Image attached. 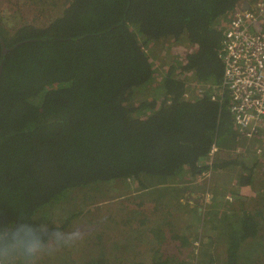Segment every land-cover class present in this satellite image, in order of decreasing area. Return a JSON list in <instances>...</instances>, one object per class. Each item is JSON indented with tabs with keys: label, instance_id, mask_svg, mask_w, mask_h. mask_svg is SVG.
Instances as JSON below:
<instances>
[{
	"label": "trees",
	"instance_id": "obj_1",
	"mask_svg": "<svg viewBox=\"0 0 264 264\" xmlns=\"http://www.w3.org/2000/svg\"><path fill=\"white\" fill-rule=\"evenodd\" d=\"M242 1L71 0L48 25H23L11 36L0 20L5 44L14 47L3 57L0 40V215L8 224L27 218L67 230L116 182L158 190V206L170 191L184 198L177 189L209 168L212 146L237 143L227 92L220 101L212 97L222 87L224 31ZM173 39L194 49L184 64L166 63L158 74L164 64L157 49ZM263 159L249 166L242 155L217 157L214 167H238L237 195L256 184ZM260 181L255 211L231 207L234 214L221 219L230 229L228 264H242V243L264 230ZM142 215H132L140 228L149 223ZM104 255L85 264H103ZM156 255L130 264H185Z\"/></svg>",
	"mask_w": 264,
	"mask_h": 264
},
{
	"label": "rangeland",
	"instance_id": "obj_2",
	"mask_svg": "<svg viewBox=\"0 0 264 264\" xmlns=\"http://www.w3.org/2000/svg\"><path fill=\"white\" fill-rule=\"evenodd\" d=\"M69 1L0 0V20L6 31L4 33L11 36L15 28L28 24L46 26L62 15ZM179 44L173 39L164 49H157L159 55L150 52L160 56L158 63L164 64V67L158 68V74H165L166 63L167 68L170 64L178 67L181 61L184 64L187 52L194 49L191 44ZM149 92H154L153 88ZM152 98L150 95L149 101ZM259 153L251 151L249 155L240 154L242 158L246 157V165L253 166V160L259 157L256 155ZM257 163L256 184L240 188L237 195L238 167L235 168L236 173L213 168L211 172H200L196 181L188 186H185V182L183 186L176 185L180 187L178 193H184V198L177 199L176 191H170L159 206L154 199L158 190L152 193L137 191L139 187L134 181L111 183L107 198H101L99 204L88 207V213L80 215L67 230H63L77 231V242L72 247L42 257L38 264H85L99 258L101 253H105L106 261L103 264H130L136 259L150 262L156 253V256L160 254L163 258L175 257L185 264H228L230 229L221 219L234 214L231 213V207L238 214L244 210L255 211L256 201L253 198L256 195L253 191L262 187L260 180L264 178V159ZM160 192H165V189H160ZM223 192L225 196L220 199V193ZM215 202L218 203L214 205ZM222 202L226 206L222 204L219 208ZM135 210L143 211L149 219L146 227L140 228L134 220L132 215ZM55 213L62 215L60 210H55ZM169 223L172 228L167 226ZM219 225L226 232L223 236ZM153 231L161 232L164 241H160ZM100 234L101 238L98 239ZM174 235H178L179 239ZM238 254L242 264H264V230L258 238L244 241Z\"/></svg>",
	"mask_w": 264,
	"mask_h": 264
},
{
	"label": "built area",
	"instance_id": "obj_3",
	"mask_svg": "<svg viewBox=\"0 0 264 264\" xmlns=\"http://www.w3.org/2000/svg\"><path fill=\"white\" fill-rule=\"evenodd\" d=\"M224 35L222 87L212 98L219 101L228 93L235 130L259 153L264 149V0L247 10L239 7ZM217 151L213 145L211 154Z\"/></svg>",
	"mask_w": 264,
	"mask_h": 264
},
{
	"label": "clouds",
	"instance_id": "obj_4",
	"mask_svg": "<svg viewBox=\"0 0 264 264\" xmlns=\"http://www.w3.org/2000/svg\"><path fill=\"white\" fill-rule=\"evenodd\" d=\"M244 1L240 3V8ZM255 1L248 2L251 6ZM236 134L237 143L232 149H222L216 143L214 144L218 151L214 154L210 151L207 156L205 164L209 166L208 171L215 169L214 161L216 162L217 157L237 156V154L241 155L240 153L249 155L251 151L257 153L251 149L253 145L240 137L237 131ZM239 147H242L241 151L237 150ZM263 154L264 149L256 155L260 157ZM78 238L77 231H62L47 224L34 223L27 218H21L15 224L9 225L7 219L0 215V264H38L42 257L53 255L63 248L72 247Z\"/></svg>",
	"mask_w": 264,
	"mask_h": 264
},
{
	"label": "water",
	"instance_id": "obj_5",
	"mask_svg": "<svg viewBox=\"0 0 264 264\" xmlns=\"http://www.w3.org/2000/svg\"><path fill=\"white\" fill-rule=\"evenodd\" d=\"M249 7H250L249 2L245 0V1L243 2L242 6H241V9H242V10H245V9H247V8H249ZM0 40H1V42H2V56L4 57V56L7 55V53H9V51H10L11 49H13L14 47H11V48L7 47V45L5 44V42H4L3 37H2L1 34H0ZM17 45H18V44H17ZM17 45H16V46H17ZM3 68H4V59H2V62H1V65H0V81H1L2 74H3Z\"/></svg>",
	"mask_w": 264,
	"mask_h": 264
}]
</instances>
